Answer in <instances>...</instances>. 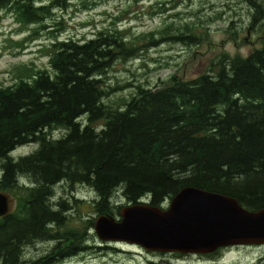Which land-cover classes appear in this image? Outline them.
I'll list each match as a JSON object with an SVG mask.
<instances>
[{"label": "trees", "instance_id": "obj_1", "mask_svg": "<svg viewBox=\"0 0 264 264\" xmlns=\"http://www.w3.org/2000/svg\"><path fill=\"white\" fill-rule=\"evenodd\" d=\"M89 1L0 0V12L37 36L61 26L56 12ZM247 1L264 18V0ZM55 32H49L47 67H18L13 83L0 87V191L27 193L24 213L0 220V264H42L26 257V249L62 236L66 251L75 253L82 233L69 230L59 239L54 230L70 209L52 200L62 183L93 190L98 215L119 214L122 206L113 200L164 206L184 187L235 198L250 211L264 208V37L260 48L220 60L211 74L136 86L114 109L103 101L105 74L158 41L150 34L149 44L136 45L117 27L81 40ZM162 34L185 44L196 37ZM53 129L62 136L52 138ZM29 145L36 146L29 155L10 156Z\"/></svg>", "mask_w": 264, "mask_h": 264}, {"label": "rangeland", "instance_id": "obj_2", "mask_svg": "<svg viewBox=\"0 0 264 264\" xmlns=\"http://www.w3.org/2000/svg\"><path fill=\"white\" fill-rule=\"evenodd\" d=\"M247 2L92 0L84 5L75 2L66 11L55 14V20L62 22L61 26L52 25L37 36H32L31 27L20 26L10 14L0 12V87L13 83L18 67H47L51 30L56 31L54 35L59 39L81 40L104 26L117 27L136 45L143 42L149 44V35L152 34L158 41L156 45L143 49L138 59L115 63L105 74L109 94L103 101L114 109L121 108L125 101L133 97L136 86L154 88L166 83L172 76L192 80L214 69V64L222 59L245 57L260 48L264 37V18H256ZM164 30L172 36L189 31L196 37L185 44L170 40L167 34L163 36ZM52 131L54 139L63 134L61 129ZM35 147L17 148L10 156L14 159L27 156ZM8 192L17 199L13 213L21 215L25 211L23 204L27 193L18 188ZM95 198L94 191L89 187L75 185L71 188L65 183L54 187L52 200L57 202L62 199L70 208L63 223L54 227L56 236L60 239L58 234H68L69 230H78L82 235L74 245L77 257L71 256L66 260L62 257L51 264H264V246L224 248L210 257V254L179 256L174 253H153L123 242H101L90 224L99 216L94 210ZM112 204L128 205L125 200H113ZM113 217L118 219L117 211ZM62 240L60 252H65L67 247L64 245L69 242L63 236ZM58 241L38 242L26 249V257H46L52 254Z\"/></svg>", "mask_w": 264, "mask_h": 264}, {"label": "water", "instance_id": "obj_3", "mask_svg": "<svg viewBox=\"0 0 264 264\" xmlns=\"http://www.w3.org/2000/svg\"><path fill=\"white\" fill-rule=\"evenodd\" d=\"M16 206L10 192L0 191V220ZM93 231L101 242H123L146 252L208 255L235 246H264V208L250 211L235 198L184 187L165 210L131 204L118 219L99 215Z\"/></svg>", "mask_w": 264, "mask_h": 264}, {"label": "flooded vegetation", "instance_id": "obj_4", "mask_svg": "<svg viewBox=\"0 0 264 264\" xmlns=\"http://www.w3.org/2000/svg\"><path fill=\"white\" fill-rule=\"evenodd\" d=\"M55 240V239H54ZM49 241H52V240H49ZM63 241H58L57 245L54 247V251H52V254H49L47 255L46 257H38V258H32V260L34 261H40L42 262V264H49V263H54L55 261L59 260L60 258L62 257H65L64 260L70 258L71 256H76V253H69L68 251H65L63 253H61L60 251V244L62 243ZM78 256V255H77ZM76 256V257H77ZM75 257V258H76ZM72 259V258H71Z\"/></svg>", "mask_w": 264, "mask_h": 264}, {"label": "bare ground", "instance_id": "obj_5", "mask_svg": "<svg viewBox=\"0 0 264 264\" xmlns=\"http://www.w3.org/2000/svg\"><path fill=\"white\" fill-rule=\"evenodd\" d=\"M1 11H2V10H1ZM6 12H7V11H6ZM56 13H57V12H56ZM56 15H57V14H56ZM44 26H45V25H44ZM45 27H46V26H45ZM104 27H105V26H104ZM104 27H103V28H104ZM103 28H102V29H103ZM110 28H111V27H110ZM163 36H164V34H163ZM118 63H119V62H118ZM142 86H143V85H142ZM146 88H147V87H146ZM112 203H113V202H112ZM147 203H148V202H142V200L140 199V200H138V203H137V204H146V205H148ZM113 205L120 206V204H113ZM128 205H131V203H128ZM128 205H126V206H128ZM168 205H169V204H168ZM126 206H124V207H126ZM124 207H121V209L124 208ZM158 208H161V209L165 210V209L168 208V206H166V207H165V206H160V207H158ZM121 209H120V210H121ZM118 216H119V214H118ZM219 250H220V249H219ZM217 251H218V250H217ZM217 251H215V252H217ZM174 254H176V253H174ZM23 255H24V254H23ZM178 255H180V254H178ZM208 255H209V254H208Z\"/></svg>", "mask_w": 264, "mask_h": 264}]
</instances>
